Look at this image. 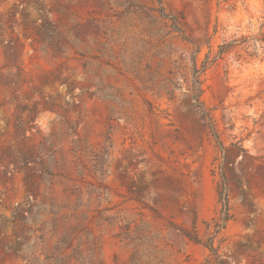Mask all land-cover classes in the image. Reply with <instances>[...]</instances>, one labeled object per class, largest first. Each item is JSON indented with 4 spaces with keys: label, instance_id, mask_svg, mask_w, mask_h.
Instances as JSON below:
<instances>
[{
    "label": "rangeland",
    "instance_id": "374dc122",
    "mask_svg": "<svg viewBox=\"0 0 264 264\" xmlns=\"http://www.w3.org/2000/svg\"><path fill=\"white\" fill-rule=\"evenodd\" d=\"M161 3L0 0V264H264V0Z\"/></svg>",
    "mask_w": 264,
    "mask_h": 264
},
{
    "label": "trees",
    "instance_id": "16d2710c",
    "mask_svg": "<svg viewBox=\"0 0 264 264\" xmlns=\"http://www.w3.org/2000/svg\"><path fill=\"white\" fill-rule=\"evenodd\" d=\"M160 7L158 9V12L164 20H167L171 22L172 32L178 33L181 39H183L186 42H191L190 39L185 36L184 31L182 30L180 24L184 21V17L182 14L177 13L175 16L165 13V9L161 3V0H156ZM227 44L219 45L217 52L211 56V51H209L205 55V59L202 62L201 70H195L194 71V86L191 89V98L194 102V106L202 113V116L204 117L206 124L209 129V134L212 137V139L215 142L216 147L218 148V151L220 153V159L218 158V171L220 176V181L217 185V202L219 204V212L218 217L213 221V233L211 238H209L206 242H203L202 244L208 249L210 254L214 256H218L216 253V249L214 248L212 238L216 236L222 229L225 227V223L231 218V215L229 214V205H228V194H227V176L226 172L228 169L227 166V159H226V153L227 148L224 146L223 142L220 140L219 134L217 133L215 126L212 122V117L210 115V112L208 109H206L203 105V103L200 100L201 96V89L199 87V75L200 72L204 71L209 65L213 64L216 60L220 59L222 55L228 51V48L226 49ZM233 146V145H232ZM194 229V226H193ZM189 240L196 244H200L201 240L197 236L196 232L194 231L192 234L187 235ZM210 264H213V261L210 260Z\"/></svg>",
    "mask_w": 264,
    "mask_h": 264
}]
</instances>
